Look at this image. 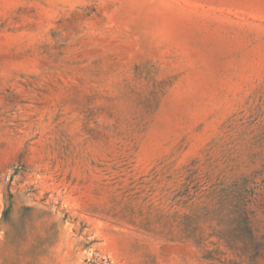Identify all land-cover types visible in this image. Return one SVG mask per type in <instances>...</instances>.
I'll return each mask as SVG.
<instances>
[{
  "label": "rangeland",
  "instance_id": "374dc122",
  "mask_svg": "<svg viewBox=\"0 0 264 264\" xmlns=\"http://www.w3.org/2000/svg\"><path fill=\"white\" fill-rule=\"evenodd\" d=\"M0 264H264V0H0Z\"/></svg>",
  "mask_w": 264,
  "mask_h": 264
}]
</instances>
